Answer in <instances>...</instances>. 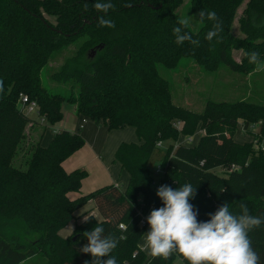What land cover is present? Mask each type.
<instances>
[{
	"label": "trees",
	"instance_id": "obj_1",
	"mask_svg": "<svg viewBox=\"0 0 264 264\" xmlns=\"http://www.w3.org/2000/svg\"><path fill=\"white\" fill-rule=\"evenodd\" d=\"M184 1L110 0L115 8L105 14L94 7L97 0H0V264H22L37 256L48 264H90L91 254L80 248L88 243L83 232L97 223L105 235L124 237L112 253L118 264H176L181 257L154 259L139 244L147 228L142 220L162 206L151 168L157 152L162 154L160 186H196L190 203L198 220L210 219L208 214L224 202L234 213L243 204L250 214L264 215V150L235 140L241 123L246 131L258 125V132H251L264 148V104L208 101L202 111H193L173 102L171 82L162 74L183 60L207 73L223 65L245 75L264 68V0H188L198 30L176 23ZM244 2L239 20L244 37H237L231 29ZM201 9L215 11L222 21L223 31L211 41L205 36L213 22L200 21ZM101 16L115 27L100 26ZM175 27L199 43L177 44ZM71 46L74 50L51 73L53 81L67 83L71 90L52 91L43 85L41 72ZM233 49L244 51L241 62ZM250 51L260 54L255 65L245 55ZM22 95L37 104L38 116L51 125L63 119V104L69 102L77 115L108 130L133 127L140 143L123 142L115 153L130 176L126 188L108 185L72 199L69 194L81 192L87 171L67 172L63 163L85 146V139L67 130L44 146L42 127L38 139L29 143L26 167H16L14 161L30 139L27 127L35 123L18 107ZM199 127L205 132L197 144H178ZM233 165L240 168L215 171ZM89 201L102 220L92 217L76 226L74 236H61ZM250 236L259 264H264V226Z\"/></svg>",
	"mask_w": 264,
	"mask_h": 264
},
{
	"label": "clouds",
	"instance_id": "obj_2",
	"mask_svg": "<svg viewBox=\"0 0 264 264\" xmlns=\"http://www.w3.org/2000/svg\"><path fill=\"white\" fill-rule=\"evenodd\" d=\"M87 7V6H85ZM97 11L108 13L115 5L108 0H97L94 4ZM200 21H211L212 28L205 39L211 41L223 31L215 11L201 9L198 13ZM100 26L114 28L115 23L101 16ZM177 24L189 28L190 18L179 17ZM181 28L175 27L173 34L176 43L185 40L198 44L192 40V35H180ZM249 64L255 65L260 54L255 51L245 53ZM258 69H253L256 71ZM197 195V188L190 182H185L176 188L161 185L156 196L162 206L154 208L147 216L149 230L143 233L141 250L152 258L168 260L172 256L181 257V264L186 260L188 264H259L260 254L252 246L250 233L264 226V215H252L246 205L241 204L240 212L231 211V205L224 202L217 211L209 213L210 219L198 220V210L190 201ZM94 216H84L83 222H88ZM123 227V225L121 226ZM88 243L80 248L83 253L91 254L90 264H118L112 255L123 236L117 238L112 234L105 235L102 224L97 223L91 230L83 232ZM107 256L108 259L101 260ZM89 264V261H85Z\"/></svg>",
	"mask_w": 264,
	"mask_h": 264
},
{
	"label": "rangeland",
	"instance_id": "obj_3",
	"mask_svg": "<svg viewBox=\"0 0 264 264\" xmlns=\"http://www.w3.org/2000/svg\"><path fill=\"white\" fill-rule=\"evenodd\" d=\"M246 7V2L241 4L237 10L236 17L232 25V33L237 37H244L243 32L240 29V17L243 15V10ZM179 16L189 17L190 26L198 30L200 23L197 22L192 14L189 12L188 0H185L183 5L178 9ZM74 50V46H71L64 53L59 54L55 59H52L50 64L46 66L41 72V78L43 85L52 89V91L68 93L71 90V86L67 83H58L51 79V73L59 66L60 63L64 61V58L71 54ZM233 57L236 61L241 62L244 55L243 50L233 49ZM182 65L175 70H163L162 74L171 82L172 87V99L173 102L177 105H181L192 109L193 111H202L206 106L208 101H226L234 102L239 100H247L253 103L264 104V68L256 70L254 73L245 75L242 73L235 72L231 70L226 65L220 67V69L215 73H207L201 69L198 65H195L193 61L183 60ZM63 119L56 125H51L46 121H42L36 111L28 112L27 115L30 116L35 123L29 124L27 127L28 136L30 139L26 141L25 146L19 152L17 158L14 161V165L19 168H25V159L27 158V153L29 150V143L34 142L38 139V135L41 132L42 127L46 128L45 134L43 136V144L49 145L53 136L50 140L48 138L52 133H55V130L58 126H73L76 124L77 114L75 112V106L69 102L63 104ZM87 121L86 126L92 125L91 121ZM242 122V121H241ZM240 122V123H241ZM258 125L251 128L252 132H258ZM251 131H246L242 128V123L238 126L237 132L235 135V140L239 143L253 142L256 150H264L261 148L259 143L256 142L255 135ZM204 130L199 127V130L196 132V140H194V145L197 144L199 138L204 134ZM57 133V132H56ZM183 137V136H181ZM181 141L182 138L180 139ZM161 146H163L161 144ZM162 154L157 152L153 161L151 162V168L156 171L157 166L161 160ZM217 173H220V170H215ZM94 174V173H93ZM162 175L155 174V180L158 181L160 185ZM87 188V186H86ZM122 188V187H121ZM155 188H157L155 186ZM85 190V186H84ZM96 190V189H94ZM93 190V191H94ZM91 192V191H90ZM87 192L86 194L90 193ZM152 211V210H151ZM150 211V212H151ZM149 212V214H150ZM148 214V215H149ZM76 216V215H75ZM100 219V216H99ZM78 221V223H77ZM73 222H76L75 228L80 224L78 218H75ZM71 223V222H70ZM69 225V224H68ZM67 225V226H68ZM74 226V225H73ZM147 226L145 233L149 230V225ZM66 228V227H65ZM64 228V229H65ZM74 229L70 228L71 233L68 235L65 232L61 231L60 234L64 238H70L74 236ZM73 230V231H72ZM140 246L143 245V237L140 240ZM146 252V250H145ZM22 264H48L47 259L41 256L34 257L27 260ZM176 264H181V259H177ZM184 264V263H183Z\"/></svg>",
	"mask_w": 264,
	"mask_h": 264
},
{
	"label": "crops",
	"instance_id": "obj_4",
	"mask_svg": "<svg viewBox=\"0 0 264 264\" xmlns=\"http://www.w3.org/2000/svg\"><path fill=\"white\" fill-rule=\"evenodd\" d=\"M86 120L91 121L81 115H77L75 125L58 126L55 130V133L61 130L80 133L85 139V146L63 163V167L67 172H72L76 169L87 171V177L82 181L81 192L69 194L72 199H76L80 194H86L87 192H92L94 189H99L108 185L119 186L124 190L130 176L128 172L122 168V165L115 160V153L123 142L140 143L133 127L127 126L122 129L108 130L105 126L97 125L93 121H91L92 125L86 126ZM55 133H52L48 140H50ZM181 138L184 140L185 136ZM179 142L183 141L179 140ZM43 145L46 146V144ZM86 213L94 216L99 221L102 220V216L97 210L94 201H89L83 208L78 210L75 213V217L78 218L81 223L83 217L88 216L84 215ZM75 225L76 222L74 223L71 221L63 230L65 234L67 233L66 235H68V233H71L70 228L74 229Z\"/></svg>",
	"mask_w": 264,
	"mask_h": 264
},
{
	"label": "built area",
	"instance_id": "obj_5",
	"mask_svg": "<svg viewBox=\"0 0 264 264\" xmlns=\"http://www.w3.org/2000/svg\"><path fill=\"white\" fill-rule=\"evenodd\" d=\"M18 107L26 115H27L28 112H32V111H36L37 112V104L35 102H33V101L31 102L26 95H22L20 97L19 103H18ZM43 120L44 119H42V121ZM179 125H180V123H178V127H180ZM242 128H243V125H242ZM195 136H196V134L195 135H191V136H185L184 141L183 142H179L178 141V144H184V145H189V146L190 145H194V140H196ZM159 146H161V143H159ZM239 168H240L239 166L233 165V167L231 169H221V168H219V170L222 173L223 171H233V170H236V169H239ZM162 173L163 172H162L161 168L159 166H157L155 174L156 175H162ZM158 183H159L158 181H154L153 182V185L156 186L157 189L160 186V185H158ZM141 224L142 225L148 224L147 223V217L142 220ZM121 228H123V227H121Z\"/></svg>",
	"mask_w": 264,
	"mask_h": 264
},
{
	"label": "water",
	"instance_id": "obj_6",
	"mask_svg": "<svg viewBox=\"0 0 264 264\" xmlns=\"http://www.w3.org/2000/svg\"><path fill=\"white\" fill-rule=\"evenodd\" d=\"M74 239H76V238H74Z\"/></svg>",
	"mask_w": 264,
	"mask_h": 264
}]
</instances>
